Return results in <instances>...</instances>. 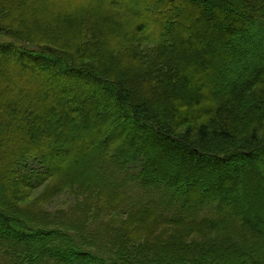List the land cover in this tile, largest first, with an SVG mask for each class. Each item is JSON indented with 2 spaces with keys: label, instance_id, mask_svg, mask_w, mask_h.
Returning a JSON list of instances; mask_svg holds the SVG:
<instances>
[{
  "label": "trees",
  "instance_id": "trees-1",
  "mask_svg": "<svg viewBox=\"0 0 264 264\" xmlns=\"http://www.w3.org/2000/svg\"><path fill=\"white\" fill-rule=\"evenodd\" d=\"M125 1L0 0V264H264V0Z\"/></svg>",
  "mask_w": 264,
  "mask_h": 264
},
{
  "label": "rangeland",
  "instance_id": "rangeland-1",
  "mask_svg": "<svg viewBox=\"0 0 264 264\" xmlns=\"http://www.w3.org/2000/svg\"><path fill=\"white\" fill-rule=\"evenodd\" d=\"M137 1L138 0H132V2H137ZM188 1H196L197 2V0H188ZM123 3L127 5V3H126L125 0H123ZM132 7H133V4H132ZM225 11H227V10H225ZM222 12H224V11L222 10ZM212 13L214 14L215 12L212 11V10L211 11H208L207 12V15H210ZM203 14L204 15L206 14L205 11H203ZM214 27H218V28L222 29L223 31L226 30V25L223 22L216 21V23L214 24ZM84 39L85 40L88 39V36L85 37ZM177 151L183 152V151H185V149L182 148V147H178L177 148ZM153 156H154V158L157 157V155H155V154ZM176 160H178V159H176ZM259 160L262 162V165L260 167V171L262 173H264V155L263 154H261L259 156ZM29 164H31L33 168H36L37 167L36 163L33 162V161H30ZM82 165L84 166V168H86L87 167V162H83ZM174 166H175L174 174L175 173L177 174V167L180 166V162L177 161L174 164ZM254 171H255L254 169H251L250 170V172H252V173H254ZM257 188H264L263 187V183L261 185H258ZM45 191L46 190L43 187H38V188L34 189V191H30L29 190L28 191V194H27L28 195V199L24 202V204L30 203V204H32L31 206H33V208H39L40 206H42L43 208L47 207L48 209H51L52 211H56V210H58L60 208L61 210H63V212H65V209L68 210L71 207L77 206L76 205L77 203H79V205L81 204L80 203L81 202V199L78 198V197H76V195H74V194H72L70 192H62V193H60L58 195H55L53 198H49V200H47L48 196H46ZM240 193L243 196L247 195V191H246L245 188L244 189H241L240 190ZM41 198L43 199V201H41ZM228 201L229 202H227V211H228L227 214L230 213L229 211L231 210L230 207L232 205L231 204L232 202L230 200H228ZM156 202H158V201H156ZM252 208L253 207H247L246 206L244 211L243 210H239L238 213L240 215H243L246 212V213H248L249 219L256 220V216L258 214L257 213H253L252 212ZM75 216H80V214L79 213H76ZM44 263H46V261H44Z\"/></svg>",
  "mask_w": 264,
  "mask_h": 264
}]
</instances>
